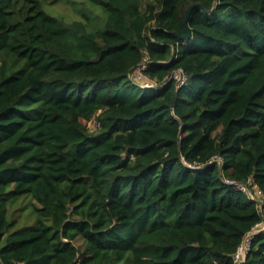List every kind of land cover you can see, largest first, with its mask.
<instances>
[{
  "label": "trees",
  "instance_id": "trees-1",
  "mask_svg": "<svg viewBox=\"0 0 264 264\" xmlns=\"http://www.w3.org/2000/svg\"><path fill=\"white\" fill-rule=\"evenodd\" d=\"M91 1L102 27L0 0V264H235L264 218L223 181L264 194V0Z\"/></svg>",
  "mask_w": 264,
  "mask_h": 264
},
{
  "label": "rangeland",
  "instance_id": "rangeland-1",
  "mask_svg": "<svg viewBox=\"0 0 264 264\" xmlns=\"http://www.w3.org/2000/svg\"><path fill=\"white\" fill-rule=\"evenodd\" d=\"M43 10L53 16L59 17L66 22L73 20H81L87 23L88 28L92 29L95 27H102L105 23L106 12L98 4L92 2L91 0H40ZM82 13H85L83 15ZM131 78L143 84H150L151 82L146 79L143 74H140L138 70H134L131 73ZM98 120L93 117L89 121L88 127L90 130L97 129ZM29 196H21L15 202L9 204L8 206V218H17V223L15 227H19L26 224H31L36 218L35 212L32 211V206L30 203H35L28 201ZM75 244L81 246V238L75 239Z\"/></svg>",
  "mask_w": 264,
  "mask_h": 264
},
{
  "label": "built area",
  "instance_id": "built-area-1",
  "mask_svg": "<svg viewBox=\"0 0 264 264\" xmlns=\"http://www.w3.org/2000/svg\"><path fill=\"white\" fill-rule=\"evenodd\" d=\"M143 68H144V64L142 63L135 70H138L140 74H143L142 73V69ZM172 78H174L176 80V84L177 85L183 84L186 81V79H187L185 73L181 69H176L173 72V74H172ZM135 82L139 83L141 86H150V85H152L151 83L150 84L149 83L148 84H143V83H140L138 81H135ZM91 119L89 121H91ZM98 126H99V123H97V127ZM212 161H216V162L220 163L221 162V157L218 156V155H214L209 160V162H212ZM184 163L189 168H197V167L200 166L199 164H196V163H188V162H184ZM221 165L222 164H220V166ZM223 181L226 184L233 186L235 189L243 191L247 195V197L249 199H253L255 201L256 207L260 211H262V215L264 217V210L262 208V204H263V200H264V194H263L262 190L255 183L251 182L250 178L248 180L244 181V182H240V181H237V180H235L233 178L225 177V178H223ZM263 229H264V218H263V221H261L260 223H257L250 231H248L244 235V237L242 238L240 243L237 245L235 251L233 252V261H234L235 264H242V262L245 260L247 252L249 251L250 244H251V239H252L253 235L256 232H258L260 230H263Z\"/></svg>",
  "mask_w": 264,
  "mask_h": 264
},
{
  "label": "water",
  "instance_id": "water-1",
  "mask_svg": "<svg viewBox=\"0 0 264 264\" xmlns=\"http://www.w3.org/2000/svg\"><path fill=\"white\" fill-rule=\"evenodd\" d=\"M200 5H201L200 3H192V4L188 7L187 12H186V15H185L184 20H183L184 25H185V33L182 34V35H178V34H176V36H177L178 38H180L181 40H189L190 35H191V30H190V28H189V26H188V24H187V18H188V16L190 15V12L192 11V9H193L194 7H196V6H200Z\"/></svg>",
  "mask_w": 264,
  "mask_h": 264
}]
</instances>
